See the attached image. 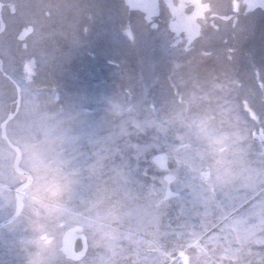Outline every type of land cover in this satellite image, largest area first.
I'll list each match as a JSON object with an SVG mask.
<instances>
[{"label":"rangeland","instance_id":"obj_1","mask_svg":"<svg viewBox=\"0 0 264 264\" xmlns=\"http://www.w3.org/2000/svg\"><path fill=\"white\" fill-rule=\"evenodd\" d=\"M261 21L264 0H0V264H256Z\"/></svg>","mask_w":264,"mask_h":264},{"label":"snow or ice","instance_id":"obj_2","mask_svg":"<svg viewBox=\"0 0 264 264\" xmlns=\"http://www.w3.org/2000/svg\"><path fill=\"white\" fill-rule=\"evenodd\" d=\"M257 32H259L261 40H264V21H261L260 23L251 24L250 27L245 32V39H248L249 37L256 36ZM86 115H90V113H86ZM14 118L15 117L10 113V114H8V116L3 121H0V134H2L5 139L8 138L9 123ZM261 137L264 138V129H262V131H261ZM262 143H264V139H262ZM80 157H84L85 159L87 158L86 154H84V153H81ZM80 157L73 156V162L75 160L80 159ZM150 163H151V160L148 158H145V160H144L145 167L143 169L144 175L148 174V165ZM137 171H140L139 162H137ZM5 264H7V262H5ZM256 264H264V256H259V259L257 260Z\"/></svg>","mask_w":264,"mask_h":264}]
</instances>
